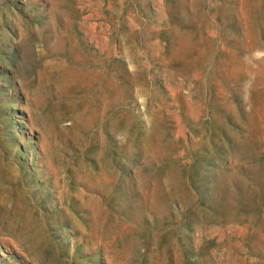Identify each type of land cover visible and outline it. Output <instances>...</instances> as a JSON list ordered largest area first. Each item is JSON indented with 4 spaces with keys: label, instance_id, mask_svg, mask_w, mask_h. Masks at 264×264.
Masks as SVG:
<instances>
[{
    "label": "rangeland",
    "instance_id": "rangeland-1",
    "mask_svg": "<svg viewBox=\"0 0 264 264\" xmlns=\"http://www.w3.org/2000/svg\"><path fill=\"white\" fill-rule=\"evenodd\" d=\"M0 8V264H264V0Z\"/></svg>",
    "mask_w": 264,
    "mask_h": 264
},
{
    "label": "bare ground",
    "instance_id": "bare-ground-1",
    "mask_svg": "<svg viewBox=\"0 0 264 264\" xmlns=\"http://www.w3.org/2000/svg\"><path fill=\"white\" fill-rule=\"evenodd\" d=\"M4 1V0H3ZM4 4V3H3ZM1 6H2V4H1ZM16 8V7H15ZM1 9V8H0ZM8 9V8H7ZM3 11V10H2ZM11 12V11H10ZM1 14V13H0ZM6 19V18H5ZM3 24V23H2ZM3 27V26H2ZM6 27V26H5ZM1 28V27H0ZM6 29V28H5ZM7 31V30H6ZM43 61V60H42ZM37 75V74H36ZM38 81V80H37ZM36 81V82H37ZM44 92V91H43ZM29 103V102H28ZM71 104V103H70ZM32 106V105H31ZM44 111V110H43ZM42 111V112H43ZM47 112V111H46ZM57 112V111H56ZM55 112V113H56ZM42 114V113H41ZM46 114V113H45ZM50 115V114H49ZM48 115V116H49ZM48 116H46V115H42V116H40L41 117V121H42V123H44V124H49V120L50 119H48L47 117ZM40 119V118H39ZM39 121V120H38ZM6 123H10V122H6ZM20 126V125H19ZM66 127H67V125H66ZM14 130V129H13ZM18 130V129H17ZM35 130V129H34ZM47 130H49V132H52V127H48V125H47ZM8 132V131H7ZM19 134H20V132H19ZM28 135V134H27ZM30 135V134H29ZM9 136V135H8ZM33 137V136H32ZM35 140H36V138H34ZM10 142V141H9ZM5 143H7V141H5ZM4 144V143H3ZM28 147V146H27ZM2 149V148H1ZM6 149V148H5ZM10 151V150H9ZM4 152V151H3ZM8 151H6V153H7ZM42 152V151H41ZM96 152V151H95ZM5 153V154H6ZM80 153V152H79ZM94 153V152H93ZM16 155V154H15ZM15 155H14V157H15ZM13 157V158H14ZM13 160V159H12ZM16 160V159H15ZM18 162V161H17ZM42 162V161H41ZM3 163V162H2ZM15 163H16V161H15ZM40 164V163H39ZM16 165V164H15ZM18 165H19V163H18ZM37 165V164H36ZM86 165H87V163H86ZM88 166V165H87ZM86 166V167H87ZM8 168V167H7ZM6 168V169H7ZM12 168V167H11ZM95 170V169H94ZM111 170V169H110ZM11 171V170H10ZM9 171V172H10ZM13 171V170H12ZM26 171V170H25ZM15 172H16V170H15ZM94 172H96V171H94ZM12 173V172H11ZM114 174V173H113ZM18 175V174H17ZM23 175V174H22ZM16 176V175H15ZM11 178H12V176H11ZM34 178V177H33ZM14 179V178H13ZM3 180V179H2ZM15 180H17V179H15ZM24 182V181H23ZM52 182V181H51ZM3 184V183H2ZM5 184V183H4ZM35 185V184H34ZM13 186V185H12ZM3 191V190H2ZM1 191V192H2ZM6 191V190H5ZM4 191V192H5ZM3 194V193H2ZM4 195V194H3ZM5 196H6V193H5ZM3 199H6V198H4V197H2ZM24 200V199H23ZM29 201V200H28ZM20 203V202H19ZM32 203V202H31ZM106 203V202H105ZM22 204H23V202H22ZM81 204H88V203H85V201H83L82 199H81V202H80V205ZM58 205V204H57ZM59 206V205H58ZM111 206V205H110ZM103 207H104V205H103ZM105 208V207H104ZM92 209H93V211H94V209H96V208H93L92 207ZM28 211H30V210H28ZM29 213V212H28ZM79 213H81V212H79ZM85 214V213H84ZM112 214V213H111ZM27 215H29V214H27ZM111 216V215H110ZM123 216V215H122ZM30 218H31V216H30ZM118 218V217H117ZM120 220V219H119ZM100 221H102V220H100ZM107 221V220H106ZM103 222V221H102ZM110 222V221H109ZM117 222V221H116ZM118 223V222H117ZM1 224V223H0ZM6 224V223H5ZM100 224H102V223H100ZM104 224V223H103ZM110 224V223H109ZM111 225H112V223H111ZM108 226V225H107ZM25 229H27V232H29L31 235H33L35 238H36V242L37 243H39V242H46L47 241V238H49V237H51L50 236V234H49V232H48V230H47V228H44V226H42V225H39L38 223H36V224H34V225H32V226H29V225H25V227H24ZM86 228H88L87 226H86ZM105 229V228H104ZM106 229H107V227H106ZM9 232V231H8ZM129 232V231H128ZM131 233H132V230L130 231ZM129 232V233H130ZM8 234V233H7ZM115 235V234H114ZM120 236H121V234H119ZM130 235V234H129ZM10 236H12V235H10ZM5 237H7V236H5ZM122 237H123V235H122ZM13 241V240H12ZM119 241V240H118ZM122 241V240H121ZM85 242V241H84ZM6 243H8V242H6ZM121 243V242H120ZM21 244V243H20ZM5 245V244H4ZM9 245V244H8ZM24 245V244H23ZM84 247V246H83ZM95 247V246H94ZM105 247V246H104ZM121 247V246H120ZM8 248V247H7ZM13 248V247H12ZM28 248V247H27ZM85 248V247H84ZM49 249V248H48ZM101 249V248H100ZM103 249H105V248H103ZM19 250V249H18ZM83 250V249H82ZM81 250V251H82ZM108 251V250H107ZM103 253H105V252H103ZM72 254V253H71ZM105 255V254H104ZM95 256V255H94ZM110 256V255H109ZM115 256V255H114ZM23 258V257H22ZM65 258V257H64ZM73 258V257H72ZM91 258V257H90ZM104 259V258H103ZM94 260V259H93ZM106 260V259H105ZM104 260V262H106ZM109 260H110V257H109ZM113 260V259H112ZM125 260V259H124ZM78 261H80V260H78ZM122 261V260H121ZM16 262V261H15ZM92 262V261H91ZM114 262V261H113ZM68 263V262H67ZM75 263V262H74ZM81 263V262H80ZM83 263H85V259H84V262ZM93 263V262H92ZM101 263V262H100ZM107 263V262H106ZM108 264V263H107ZM119 264V263H118ZM120 264H122V262L120 263Z\"/></svg>",
    "mask_w": 264,
    "mask_h": 264
}]
</instances>
